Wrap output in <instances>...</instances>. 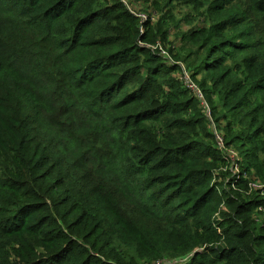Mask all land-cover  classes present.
I'll list each match as a JSON object with an SVG mask.
<instances>
[{
	"label": "trees",
	"instance_id": "1",
	"mask_svg": "<svg viewBox=\"0 0 264 264\" xmlns=\"http://www.w3.org/2000/svg\"><path fill=\"white\" fill-rule=\"evenodd\" d=\"M256 3L255 10L264 19V0ZM227 27L229 23L216 17L211 31L205 27L190 30L191 37L201 41L198 51L205 59V66L196 63L194 76L191 69H179L160 53L141 48L138 42L148 38L139 33L136 20L119 3L0 0V264H12L5 252L11 243L25 245L17 254L22 264H65L69 258L62 257L78 242L67 235L74 227L69 214L78 212L83 227L97 220L93 206L99 202V185L95 184L99 179L112 189L117 205L106 207L118 221L131 207L172 231L180 219L166 208L174 199L180 200V191L167 196L162 189L148 192L154 184L172 179L170 173L161 174L169 166L180 168V177L175 179L179 185L170 187L203 201L196 211L205 230H211L210 218L217 212L212 205L220 198L217 193L227 199L226 205L237 206L234 218L229 219L233 227L226 230L227 237L233 231L236 235L229 248L209 249L196 263L264 264V248L256 244L264 245V228L255 238L244 217L252 214L251 203L235 200L224 190L230 182L212 173L209 161L222 160L220 150L210 147L209 151L203 143L201 150L197 146L185 152L194 143L191 128L209 119L200 99L179 75L178 81L172 75L175 70L177 74L181 70V75L185 71L194 82L199 70L204 71L206 76L198 86L213 115L210 95L214 91L207 90L206 84L213 90L221 88L228 72L223 68L226 60L240 55L245 47L237 42L238 36L218 37ZM259 28L264 33V25ZM214 37L218 42L211 45ZM134 52L145 56L142 64ZM259 56L264 52H258ZM249 74L253 91L264 103V79L252 69ZM229 96H222L225 108L231 118H239L241 103L234 105L227 100ZM220 120L228 118L223 115ZM237 121L242 128L243 121ZM161 122L164 128L154 132ZM145 124L151 125L145 129ZM211 124L217 131L216 123ZM234 124L227 121L226 146L241 147L243 139L245 145L240 149L244 156L241 176L233 183L244 185L245 172L252 170V176L264 185V175L247 149L264 137V128L245 125L249 130L242 139L241 133L233 132ZM211 193L215 194L213 203L206 200ZM95 226L100 232V219ZM32 233L43 235L41 241L51 235L46 246L51 256L41 263L34 259ZM77 246L82 255L92 257L85 244Z\"/></svg>",
	"mask_w": 264,
	"mask_h": 264
},
{
	"label": "rangeland",
	"instance_id": "2",
	"mask_svg": "<svg viewBox=\"0 0 264 264\" xmlns=\"http://www.w3.org/2000/svg\"><path fill=\"white\" fill-rule=\"evenodd\" d=\"M114 3H119L125 8V11L136 20L139 33L148 38L145 42H138L141 48H146L155 53H160L159 48H162L168 58L160 53L162 57L171 63L175 62L179 65V69H191L194 76L195 71L193 68L196 67V63L200 61L205 66V59L203 54L198 51L201 41L195 39L197 36L195 38L191 37L190 30L194 29L196 32L205 27L207 31H211L216 17H218L219 21L224 20L229 23V27L219 31L218 37L232 38V36H238L237 42L245 45L240 55L226 60L223 68L228 72L221 88L213 90L210 83L206 84L207 90L214 91L210 95V104L215 110L213 115L211 112L210 120H205V123L194 125L191 128L193 134L190 140L194 143L185 152L195 149L197 146L201 150L204 145L208 147L209 151H211L210 147L220 150L218 153L223 157L222 160L209 161L212 173L220 176V181L225 178L226 183L230 182V186H224V190L229 195L234 196L235 200L244 204L246 202L251 203L252 208L250 210H252V214L245 215V221L253 229L255 238L261 236L264 228V185H261L262 183L258 181L255 175L252 176V170L245 172L243 176L244 185L236 186L233 183L240 178V170L244 165V156H242L243 153L240 149L245 145V139L243 138L249 130L245 125L264 128V103L253 91L254 85L250 82L249 74L252 69L256 76L264 79V56L257 58L258 52H264V33L259 28L262 24L264 25V19L261 16L259 17V13L256 11L258 3H256V0H99L100 6ZM142 17L144 18L141 19ZM232 24L236 25L231 27ZM216 42H218L217 37H214L211 45ZM225 52H229V50ZM134 53V55H140V61L138 60V62L142 64L145 56L140 52ZM219 55L224 56L223 53H219ZM180 72L177 74V70H175L172 74L175 80H177L176 75H179L180 77H178L184 84H191L197 88L206 76L204 71L199 70L193 82L190 77L188 80ZM224 94L230 95V99L227 100L233 104L236 101L241 103L240 108L237 110L239 118H231V114L227 112L226 105L222 100ZM242 95H244V98L241 100ZM223 115L227 116V121L235 123L232 125L233 132L241 133L243 139L241 147L236 143L235 145L226 146L229 130L226 128L227 121L220 120ZM239 119L244 123L242 128H239L241 126L237 121ZM212 121L218 126L216 129L220 134L214 129V125L213 130L222 139L221 144H218L214 139ZM145 125L146 129L151 124ZM163 128L164 124L162 122L156 124L154 132ZM220 146L222 147L220 148ZM247 149L251 150L255 156L254 164L257 166V171L264 175V137H259V141L255 142L253 146H248ZM179 171L178 166H169L161 174L170 173L172 179L170 178L165 184L156 183L148 190L149 193L158 192L159 189L165 190L163 191L165 196L180 191V200L176 201L174 199L166 208L176 218L180 219L179 224H176L177 227L171 229L172 231L165 230L161 224H156L147 219L131 207L130 212L128 210L127 213L121 215L123 221H118L114 212L108 210V208L111 209L114 202L117 205V201L112 195V189L103 185L102 180H97L95 184L102 185L101 189L97 186L99 202L98 204L95 202L93 206V213L95 211V219L97 218V220L83 227L80 219L81 215L72 211L69 218L74 227L67 231V235L74 241H78V244L80 242L82 245H86L92 257L87 258L86 255H82L77 243L71 244L69 247L67 246L68 252H65L62 257L64 259L69 258L65 264H82L86 259H90L89 264H192L197 262L198 259L196 258L198 256L206 255L209 249L229 248L228 244L232 241L231 237L236 235L233 231L227 237L226 230L233 227V222H230L229 219L234 218L233 212L237 206L235 204L226 205L227 199L218 193L216 196L220 198L214 202L211 198L215 194L211 193L206 200H210V203L214 202L212 205L217 207V212L210 218L211 230H205L204 222H202L203 218L200 219L201 214L196 211L201 207L203 201H198L199 198L190 199L191 194L179 190V187H170V185H179L180 180H175L176 177H180L178 176ZM69 211L70 209H65L66 213H69ZM99 219L100 232H97L95 223ZM200 222L202 224L199 226ZM222 226L226 227L224 231L221 228ZM48 231L49 228L46 227L45 233ZM238 233L240 234V232ZM22 234L28 235L30 233ZM32 234L35 241V243L32 242L34 259L35 262L39 261L41 263V261L51 256L46 248L51 235H46L41 241L43 235L40 237L39 234ZM29 238L25 240L29 242ZM256 244L264 248L261 242ZM24 246L16 243L6 245L5 252H8L9 261L12 264H22L21 257L17 254L19 249L22 250ZM216 257L218 258V256ZM95 260L101 262L98 263ZM44 264L50 263L46 261Z\"/></svg>",
	"mask_w": 264,
	"mask_h": 264
},
{
	"label": "built area",
	"instance_id": "3",
	"mask_svg": "<svg viewBox=\"0 0 264 264\" xmlns=\"http://www.w3.org/2000/svg\"><path fill=\"white\" fill-rule=\"evenodd\" d=\"M143 18H144V17H142L141 19H143ZM159 52L162 53L165 57H167L166 53L163 51L162 48H159ZM167 58H168V57H167ZM184 77H185L186 79L189 80V75H188V73L185 72V71H184ZM185 86L188 87V88H189V89H190V90H191V91L197 96V98L200 99L201 104H202V107H203V111H204V113H205L207 119L210 120V114H211V112H210V108H209L208 104H206L205 101L203 100V96H202V92H201V90H200L199 88H197V87L191 85V84L188 85V84L185 83ZM215 139L217 140V143H218V144H221V143H222V139L219 137L218 134H215ZM221 147H222V146H220V148H221Z\"/></svg>",
	"mask_w": 264,
	"mask_h": 264
}]
</instances>
